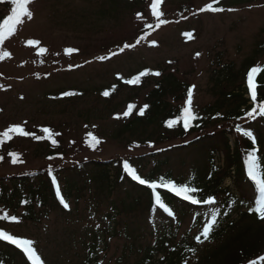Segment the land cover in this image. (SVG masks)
<instances>
[{"label": "rangeland", "instance_id": "obj_1", "mask_svg": "<svg viewBox=\"0 0 264 264\" xmlns=\"http://www.w3.org/2000/svg\"><path fill=\"white\" fill-rule=\"evenodd\" d=\"M123 1L31 0L28 8L33 12L32 19L24 17L23 23L0 45V54L4 51L11 54L0 59V132L12 125H21L34 135L10 133L14 134L10 137L23 158L20 165L10 161L3 163L0 175L63 162L43 156L41 148L45 143L38 144L35 134L45 139L48 134L43 132L44 128H49L52 136L59 135L67 150L73 147L66 154L67 160L107 159L148 151L146 148L133 151L112 138L121 122L119 115L125 109L128 111L127 107L134 101L143 102L148 89L139 91L138 97L126 85L111 97L103 95L105 89L146 66L165 68L195 86L192 108L198 110L215 100L210 87L216 67L227 61L240 66L264 41V0H243L248 3L236 4L223 12L200 11L211 0H162L160 19L175 18V22L144 40L140 39V33L153 14V0H143L140 7L143 13L124 6ZM12 7L11 3L7 6L0 0V17L10 15ZM184 33H192V38ZM29 40L38 43L29 45ZM40 48L46 51L41 53ZM68 48L78 53H67ZM114 50L119 53L112 54ZM100 57L106 58L101 60ZM257 57L258 64H262L264 51ZM35 74L51 75L46 78ZM68 89L79 93L62 96ZM89 134L103 138L100 147L78 149ZM74 141L76 149L72 145ZM221 158L217 162L222 165ZM209 167L210 163L203 158H174L161 167L156 177L171 174L180 183L191 182L196 187L203 185L201 171ZM140 169L147 175L153 163H143ZM225 186L235 190L230 179L225 181ZM136 197L125 183L116 185L111 193L93 188L85 191L78 204L72 203L70 213L56 209L39 222L20 216L12 221V212L7 214L2 210L0 215L9 218L0 223L10 233L33 240L47 264H80L86 254L83 240L87 243L91 238L85 231L103 227L106 214L116 208L120 211L118 234L106 236L102 264H132L138 256L129 250L133 240L126 238L127 230H135L139 236L134 242L133 250H136L154 243L157 229L153 225L157 228L164 224L176 226L160 213L151 216L145 198L141 204H136ZM240 211L245 210L233 212L232 218L238 219ZM180 218L177 241L183 244L192 240L199 227L194 226V215ZM142 235L145 237L141 238Z\"/></svg>", "mask_w": 264, "mask_h": 264}, {"label": "trees", "instance_id": "obj_2", "mask_svg": "<svg viewBox=\"0 0 264 264\" xmlns=\"http://www.w3.org/2000/svg\"><path fill=\"white\" fill-rule=\"evenodd\" d=\"M3 1L7 6L11 3V0ZM240 1L230 0L229 5ZM123 2L124 6L140 11L143 0ZM4 18L6 14H2L0 22ZM149 25L142 28L140 34H146ZM263 51L264 42H261L254 53L240 66L234 61H227L216 67L210 87L215 100L194 110L197 119L191 122L188 129L183 127L182 120L171 128L167 126V121L183 114V108L187 106L185 104L187 91L193 89L189 81L165 68L153 69L148 66L144 68V72L148 74L141 76L138 83H128L130 77L120 79L118 84L103 91H109L107 97L117 93L123 85L130 88L132 93L135 91L137 97L139 91L148 90L143 102L130 100L134 101V107L129 115H123L126 109L119 115L121 122L113 132L112 138L116 142L124 143L125 148L133 151L141 148H146L148 151L107 159L91 157L67 160L66 154L73 150V147L67 150L59 135L53 136L57 141V144L53 145L47 137L37 139L36 137L40 136L36 133L35 140L39 142L38 144L45 143L41 148L44 152L43 156L47 159H62L63 162L47 163L42 167L0 175V212L5 210L7 214L12 212L11 216L39 222L43 218H48L56 209L70 213L73 210L72 203L78 204L87 190L94 188L101 193L105 191L111 193L116 185L125 183L129 186V191L137 196L136 204H141V200L145 198V205L151 216L160 213L164 218L176 223L175 227L164 224L157 228L153 225L157 229L154 243L139 246L136 250H133L134 242L139 236L135 230H127L126 238L133 240L129 250L138 256L132 264H251L253 261L255 264H264L260 259L264 257V219H261L256 212L250 211V208L255 207L254 201L258 198L259 192L247 175L245 163L247 152L256 148L261 163L264 164V116L255 114V118L247 116L253 107L264 102V71L258 73L254 79L258 85L256 101H252L247 84V74L252 67L257 66L259 60L257 56ZM259 68L264 69V64ZM156 72L160 75H155ZM35 76L43 77L44 74L43 76L35 74ZM148 85H151L150 88ZM71 93L77 94V91L71 90ZM144 105L148 107L141 115L140 109ZM237 126L242 130L252 131L256 138L255 142L245 137L242 131L238 132ZM25 131L31 132L28 128H25ZM232 137H235L233 149ZM91 138L90 136L81 141L78 149L87 147L97 150L103 138L96 137L100 142L94 146L90 143ZM0 140H3V143H0V157H3L0 160V167L7 161L12 162L13 152L18 154V162L14 164L20 165L18 163L22 162L23 154L21 155L16 148L13 139L0 135ZM72 145L77 148L76 141ZM221 151L225 153V163L222 167L216 165L214 161L215 154ZM189 157L203 158L210 163L208 170L202 169L203 185H195L198 191L194 195L198 199L215 197L214 204H192L171 190L159 187L155 192H159L162 203L171 209L169 212L156 203L154 190L134 180L123 167L124 161H127L142 178L158 180L164 177L166 180L171 179L180 184V180L173 179L171 174L156 176L169 160ZM146 162H152L153 169L147 175H143L140 167ZM53 177L56 178L55 181ZM227 178L233 180L235 190L224 185ZM56 182L60 187L59 194L56 190ZM185 183L194 187L191 182ZM61 195L68 203V208H65L61 202ZM244 207H247V211L241 212L239 219H233V212ZM186 214L196 216L194 226L198 225L199 231L194 234L192 240L182 244L177 241V236L181 224L180 217ZM213 214L217 215V223L209 238L204 239L201 236L202 242H197L195 237L201 235L202 224L209 221ZM118 215L120 211L115 208L106 214L104 223L101 221L103 227L88 228L87 232L85 231V235L90 234L91 238L87 243L83 240L86 254L80 264H102L101 252L106 236L118 234ZM2 220L5 219L0 215V222ZM193 249L195 251H192ZM37 254L44 261L38 251ZM192 257L194 258L191 259ZM0 264H32V262L20 247L0 239ZM44 264L47 263L44 261Z\"/></svg>", "mask_w": 264, "mask_h": 264}, {"label": "snow or ice", "instance_id": "obj_3", "mask_svg": "<svg viewBox=\"0 0 264 264\" xmlns=\"http://www.w3.org/2000/svg\"><path fill=\"white\" fill-rule=\"evenodd\" d=\"M31 2V0H11V4L13 7L11 8V14L7 15L6 18L0 22V45H2L6 38H8L10 35H12L17 25H20L23 23V18L27 17L29 20L33 17V12L29 10L28 5ZM162 0H153L151 7H152V13L157 18L158 23L156 24V27H160L161 24H165L168 21L160 19V17L163 15L159 11V5L161 4ZM219 0H213L212 3L206 4L203 8L200 9V11H211V12H223L225 11L224 8L214 6V4H218ZM231 11V9H229ZM151 27V25H149ZM186 37L189 39L192 38V33H184ZM143 38V37H142ZM38 41L35 40H29V45H35ZM136 43H139V40L136 41ZM155 43V41H153ZM134 45H125V47H132ZM123 50V49H121ZM39 51L41 53L45 52L46 49L40 48ZM67 53H72L74 51H77L74 48H68L66 49ZM11 54L7 51L2 52L0 54V59H3L4 57H9ZM199 55V53H197ZM106 57H100L99 59L103 60ZM261 71H264V69H261L259 67H252L251 70L247 74V84L251 92V99L252 101L257 100V87L258 85L254 82V79L258 73ZM148 74L147 72H141L139 75H137L134 79L128 80V83H138L141 76H144ZM155 75H160L159 72H156ZM195 86H193L194 88ZM74 93L66 92L64 95H73ZM104 96L109 95V91H105L103 93ZM187 106L183 108V114L181 116H178L176 119H169L167 121L168 127L175 126L178 122L181 120L183 121V127L185 129H188L191 125V122L195 119H197L193 108V90L189 89L187 91V100H186ZM133 105L128 106V111L124 112L123 115L127 116L131 113L133 109ZM148 105H144L143 108L140 109V114L143 115L144 109L147 108ZM257 108L259 111L257 112ZM255 115L264 116V102L258 103L256 107H253L251 111L247 113V116L249 118H255ZM237 131L243 133V135L247 138H249L253 143L255 142V136L253 135L252 131L250 130H242L239 126H237ZM43 132L48 134L47 139L51 140L52 144H57V141L53 138L52 132L49 128H44ZM10 133H18L23 136L27 135H34L32 133L26 132L24 128L21 125H12L10 126L6 131H4L2 135L4 138L10 139ZM91 136V134H89ZM37 139H43L44 137H36ZM100 141L95 137L92 136L90 143L94 146L95 144H98ZM0 143H3V140H0ZM11 156L13 157L12 162L16 163L18 154L17 153H11ZM3 157H0V160H2ZM246 166H247V175L251 179V181L254 182L255 187L258 189L259 195L258 198L255 199V207L250 208V211L256 212L261 219H264V164L261 163V158L258 155V150L256 148H252L247 152L246 160H245ZM123 167L125 171L136 181H138L142 185H147L150 189L155 190L159 187L167 188L174 192L176 195L181 196L184 200L189 201L192 204H214L215 203V197L209 196L205 199H198L194 194L198 191L195 187H191L189 183H180L177 184L175 181L171 179H165L164 177H160L158 180H153L151 178H142L138 173L137 170L132 167L127 161H124ZM55 177H53V180L55 181ZM56 190L57 193H60V187L58 182H56ZM61 202L64 204L65 208H68V203L64 200V197L60 196ZM155 201L158 205L161 207L166 208L169 212H171V209L167 207L166 204L162 203V198L159 192H155ZM3 219H8L9 217L5 215L2 217ZM10 219L12 221H17V217L15 215L11 216ZM217 223V215L213 214L209 221H207L204 226L201 235H198L195 237L197 242L201 241V236L204 237V239H208L210 236V233L214 226ZM0 239H3L5 241H8L14 245H17L20 247L23 252L27 255L28 259L32 262V264H44V261L41 259V257L37 254V250L34 247L35 242L28 238H21L17 237L15 235L9 234L8 231L0 230ZM192 251H195L193 249ZM261 261H264V257H260ZM251 264H255V262H251Z\"/></svg>", "mask_w": 264, "mask_h": 264}]
</instances>
